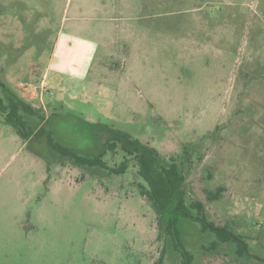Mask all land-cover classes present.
<instances>
[{"label": "rangeland", "instance_id": "1", "mask_svg": "<svg viewBox=\"0 0 264 264\" xmlns=\"http://www.w3.org/2000/svg\"><path fill=\"white\" fill-rule=\"evenodd\" d=\"M0 82L35 112L28 139L0 113V264H181L110 130L182 160L192 215L247 243L178 215L192 264H264V0H0Z\"/></svg>", "mask_w": 264, "mask_h": 264}, {"label": "trees", "instance_id": "2", "mask_svg": "<svg viewBox=\"0 0 264 264\" xmlns=\"http://www.w3.org/2000/svg\"><path fill=\"white\" fill-rule=\"evenodd\" d=\"M0 86L5 87L2 82H0ZM5 90L8 93V101L5 102L3 97L0 96V113L4 115L6 123L12 125L23 139H28L33 135V129L24 119L21 111L23 110V112L31 115L35 113L34 109L8 88H5ZM110 136L115 138L110 147L113 148V146L119 145L127 158L134 160L137 167L136 173L143 180V183H138L136 191L148 200L157 215L159 223L163 222L164 219L166 220V231L169 233L175 250L181 256V264H192L193 256L184 247L177 226L178 215L196 218L179 196L186 178L183 161L177 160L175 156L165 160L160 157L153 147L114 130H110ZM47 141L55 151L62 153L63 156L70 157L74 164L78 166L107 168L106 163L100 157L79 155L54 142L50 136H47ZM192 152L195 151H186V155L189 157ZM124 170L125 163L122 164L119 172ZM191 206L198 210L200 215L198 218L200 219H196L201 223L203 230L213 232L220 242L234 243L238 255L246 252L247 243L242 235L225 226H218L209 222L205 217L204 207L200 201L192 202ZM155 264H162V258H159Z\"/></svg>", "mask_w": 264, "mask_h": 264}]
</instances>
